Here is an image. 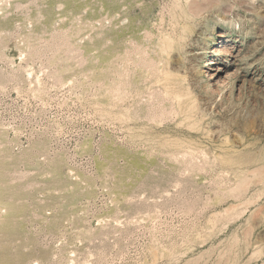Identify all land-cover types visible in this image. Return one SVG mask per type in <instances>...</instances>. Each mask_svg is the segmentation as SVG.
Here are the masks:
<instances>
[{
  "label": "rangeland",
  "instance_id": "rangeland-1",
  "mask_svg": "<svg viewBox=\"0 0 264 264\" xmlns=\"http://www.w3.org/2000/svg\"><path fill=\"white\" fill-rule=\"evenodd\" d=\"M0 264H264V0H0Z\"/></svg>",
  "mask_w": 264,
  "mask_h": 264
},
{
  "label": "bare ground",
  "instance_id": "bare-ground-1",
  "mask_svg": "<svg viewBox=\"0 0 264 264\" xmlns=\"http://www.w3.org/2000/svg\"><path fill=\"white\" fill-rule=\"evenodd\" d=\"M224 48V47H223ZM223 48L221 49L220 47H215V48H213V50L211 51L212 52V54H220V52H222L223 51ZM225 50H226V48H225Z\"/></svg>",
  "mask_w": 264,
  "mask_h": 264
}]
</instances>
